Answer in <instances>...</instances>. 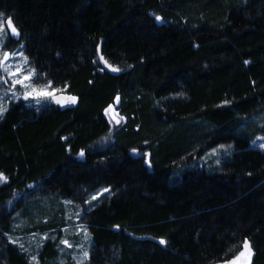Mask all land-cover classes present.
I'll use <instances>...</instances> for the list:
<instances>
[{"label":"trees","instance_id":"trees-1","mask_svg":"<svg viewBox=\"0 0 264 264\" xmlns=\"http://www.w3.org/2000/svg\"><path fill=\"white\" fill-rule=\"evenodd\" d=\"M0 13L35 83L77 99L0 117V264H34L12 239L63 229L45 203L88 208L104 189L82 219L85 264H221L245 241L264 264V153L250 148L264 135V0H0ZM110 108L126 120L115 131ZM220 147L229 158L202 166ZM37 258L59 264L56 242Z\"/></svg>","mask_w":264,"mask_h":264},{"label":"rangeland","instance_id":"rangeland-1","mask_svg":"<svg viewBox=\"0 0 264 264\" xmlns=\"http://www.w3.org/2000/svg\"><path fill=\"white\" fill-rule=\"evenodd\" d=\"M18 39L19 38H15L10 34H7L6 50H10L12 47L11 44H8L9 41ZM11 51L16 52V59L11 60L10 63L13 65L23 63V61L19 57V53L22 52V48H15V50ZM26 68H29L28 65H26ZM0 76H4V79L7 80V83L0 82V107H3L4 109H7L10 104L18 102L20 100L30 107L43 109L52 103L53 96H58L55 91L47 89L49 92L53 93V96H37L35 98L30 96L28 99H24V89L21 86L17 85L15 88H13L11 80L8 79L5 74L0 73ZM37 86L41 89L46 88L39 85ZM13 92L16 93L15 97L12 95ZM105 117L107 118L114 131L121 128L126 123V120L122 116H120L119 113L113 108H110L105 112ZM117 121L119 122L117 123ZM261 137H264V135L259 134L255 136L250 144V148L264 153V148L260 147L261 144H264V139H260ZM232 151V147H220L209 151L204 154L201 164L202 166L209 169L213 167L217 169L221 164V161H225L229 158ZM5 182L6 181H0V186L4 185ZM101 193L105 194L106 192L100 190L94 195H96L98 199L99 196H101ZM91 197L89 198V200H87L88 208L79 207L78 205L70 201H62L59 204L57 202L56 204L45 203L49 213L57 214L58 211L59 214H63V229L55 231L52 234H41L38 236L33 235L29 237L17 236L15 239H12V241L17 242L15 244H18L20 247L21 245L23 246L21 248L26 251L27 255L31 258V263L34 264H37V254L43 247L44 242L48 240L56 242V250L58 251L60 256V261L58 260L59 264H85L87 257L84 256V252H87L89 254L91 241L89 239L88 232L85 230L86 227L82 219L86 213L85 211H89L92 204L97 200H91ZM19 199L20 196L15 197L13 200V204ZM88 201H91V203H88ZM13 204H10V206H13ZM59 220L60 219H58V217L54 218L55 223H58ZM26 226L27 224L21 221L20 217L15 215L13 229L16 231V233L19 232L21 234V231L26 229ZM61 241H68V244L70 246L61 243ZM33 257H35V260H33Z\"/></svg>","mask_w":264,"mask_h":264},{"label":"snow or ice","instance_id":"snow-or-ice-1","mask_svg":"<svg viewBox=\"0 0 264 264\" xmlns=\"http://www.w3.org/2000/svg\"><path fill=\"white\" fill-rule=\"evenodd\" d=\"M161 19L162 18L159 16L156 17L157 21H160ZM7 34H10L12 37H15V38H19L21 35L20 31L14 24L13 18L10 15L0 13V73L5 74L7 78L11 80V84L13 88L19 85L24 89V93H23L24 99H28L30 96L34 98L37 96H53V93L47 90V88H51L50 81L48 82L47 87L43 89H41L40 87L36 85L35 83V78L37 77L36 70L35 68H26V65L29 64V60H28V57L25 56L23 52L19 53V57L23 61V63H18L15 65L10 63L11 60L16 59V52L11 51V50H6ZM21 47L23 46L21 45ZM100 60L103 61L105 66L109 67L111 71L113 72L120 71L118 67H114L111 64H109L103 55L100 56ZM0 82L7 83V80L4 79V76H0ZM53 91H56V90L54 89ZM12 95L15 97L16 93L13 92ZM53 99H55L54 96H53ZM68 99L72 103L76 102L75 97H68ZM56 103H61V101L56 99ZM5 110L6 109H4L3 107H0V116L3 115ZM118 122L119 121H117V123ZM260 139H264V137H261ZM260 147L264 148V144H261ZM80 156H84L83 151L80 152ZM146 163H148L149 167L151 166L150 161H146ZM0 181H6V177H4L2 173H0ZM108 191L109 189L103 190V192H108ZM102 194L103 193H101V195ZM96 199H97L96 195H93L91 197V200H96ZM88 203H91V201H88ZM61 243L70 246L68 244V241H61ZM159 243L165 244L166 242L165 240L161 239ZM21 247L23 246L21 245ZM243 248L245 250H248L249 255H250V247L247 241L244 242ZM84 256L88 257V253L84 252ZM244 256H245V252L240 251L239 254L233 260L229 262V264H238V261H240L241 257H244ZM33 260H35V257H33Z\"/></svg>","mask_w":264,"mask_h":264},{"label":"water","instance_id":"water-1","mask_svg":"<svg viewBox=\"0 0 264 264\" xmlns=\"http://www.w3.org/2000/svg\"><path fill=\"white\" fill-rule=\"evenodd\" d=\"M100 56H101V49L99 48L98 57L100 58ZM68 97L69 96H66V95H60V96L56 97L55 99H53V103L60 105L61 108H68V107L75 106L77 104V99H76V102L75 103H72L68 99ZM56 99L60 100L61 103H56ZM248 245L250 247V255H249L248 250H245L244 248H242L241 251H244L245 252V256L244 257H241L240 261H238V264H253V262H254V256H255L254 255V251L252 250L251 244L249 242H248ZM233 259H231V260H233ZM230 261L225 262V263H221V264H229Z\"/></svg>","mask_w":264,"mask_h":264}]
</instances>
